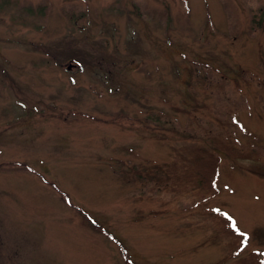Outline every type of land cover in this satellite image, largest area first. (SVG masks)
Returning a JSON list of instances; mask_svg holds the SVG:
<instances>
[{
  "label": "rangeland",
  "instance_id": "374dc122",
  "mask_svg": "<svg viewBox=\"0 0 264 264\" xmlns=\"http://www.w3.org/2000/svg\"><path fill=\"white\" fill-rule=\"evenodd\" d=\"M193 142L221 158L218 192L197 204L121 176ZM216 209L249 233L242 252ZM252 251L264 261V0H0V264H234Z\"/></svg>",
  "mask_w": 264,
  "mask_h": 264
},
{
  "label": "trees",
  "instance_id": "16d2710c",
  "mask_svg": "<svg viewBox=\"0 0 264 264\" xmlns=\"http://www.w3.org/2000/svg\"><path fill=\"white\" fill-rule=\"evenodd\" d=\"M201 132L210 137L214 145L220 151L228 155L243 156L244 154L233 144L226 134L220 130H210L201 126ZM246 156V155H244ZM220 156L216 151L202 143H183L173 146V158L168 162L152 164H136L130 171L121 172L126 181H140L147 190L159 192H171L173 194L190 193L195 195L193 203L197 204L209 195L218 192L217 178L220 167ZM57 190L63 191L54 182H51ZM65 201L71 205L68 197ZM76 206V205H74ZM83 216V222L95 230H99L97 224L88 218L85 211L76 206ZM209 219L218 225L223 232L231 238L229 241L230 254L237 253V245L245 240L241 232H236L231 227V221L222 212L206 213ZM234 264H264L258 251H252L249 256L237 259Z\"/></svg>",
  "mask_w": 264,
  "mask_h": 264
},
{
  "label": "snow or ice",
  "instance_id": "6c2138e0",
  "mask_svg": "<svg viewBox=\"0 0 264 264\" xmlns=\"http://www.w3.org/2000/svg\"><path fill=\"white\" fill-rule=\"evenodd\" d=\"M225 186H227V185H225ZM216 211H219V209H216ZM223 215H224L225 217H228V220L231 221V227H232L233 229H235L236 232H238V233L241 232V230L237 227L234 218H233L232 216H230V214H229L228 212H224ZM242 235H243V237H248V236H249V233H247V232H243ZM247 243H248L247 239L241 241V242L237 245V248H236L237 253L242 252L243 249L246 247Z\"/></svg>",
  "mask_w": 264,
  "mask_h": 264
}]
</instances>
